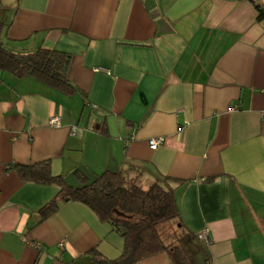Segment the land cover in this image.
I'll return each instance as SVG.
<instances>
[{
	"label": "crops",
	"instance_id": "obj_1",
	"mask_svg": "<svg viewBox=\"0 0 264 264\" xmlns=\"http://www.w3.org/2000/svg\"><path fill=\"white\" fill-rule=\"evenodd\" d=\"M0 18L10 49L69 53L77 88L0 73V264H87L92 249L124 250L82 202L42 220L60 186L12 166L44 160L71 185L77 173L129 168L143 187L178 179L187 246L208 229L210 264H264V17L252 0H0ZM205 259L198 247L193 264ZM138 264L175 262L165 251Z\"/></svg>",
	"mask_w": 264,
	"mask_h": 264
},
{
	"label": "trees",
	"instance_id": "obj_2",
	"mask_svg": "<svg viewBox=\"0 0 264 264\" xmlns=\"http://www.w3.org/2000/svg\"><path fill=\"white\" fill-rule=\"evenodd\" d=\"M252 1L262 19L264 5L257 0ZM8 26L0 18V73L10 71L20 78L31 75L62 91H76L69 79V53L44 46L16 52L5 43ZM12 167L23 180L60 186L58 194L41 208L42 220L55 213L62 202L78 201L92 208L123 238L124 250L118 258L109 259L92 249L87 253V264H138L165 251L171 254L175 264V259H179L181 264H193L198 247L206 253L204 264H210L207 245L198 240L200 244H196V250L192 251V247L180 239L176 245L167 244V238L161 231L164 223L181 219L175 186L178 179L167 176L143 187L138 181L139 171L129 168L104 170L93 179L77 173L80 185H71L63 175L53 174L50 160L29 165L14 164Z\"/></svg>",
	"mask_w": 264,
	"mask_h": 264
},
{
	"label": "rangeland",
	"instance_id": "obj_3",
	"mask_svg": "<svg viewBox=\"0 0 264 264\" xmlns=\"http://www.w3.org/2000/svg\"><path fill=\"white\" fill-rule=\"evenodd\" d=\"M258 2L262 3L264 5V0H257ZM140 183V182H139ZM176 220L170 221V222H166L163 225H161V231H163V235L165 238H167V244H171V245H176V241L178 240V238H181L183 243H186V241L188 240V236L185 234L184 237L181 236V233L178 232L177 233V229H176ZM196 247H192V251H195ZM204 253V252H203ZM176 260V264H181L179 259H175Z\"/></svg>",
	"mask_w": 264,
	"mask_h": 264
},
{
	"label": "built area",
	"instance_id": "obj_4",
	"mask_svg": "<svg viewBox=\"0 0 264 264\" xmlns=\"http://www.w3.org/2000/svg\"><path fill=\"white\" fill-rule=\"evenodd\" d=\"M51 126H58L60 125V117L59 116H53L50 120ZM164 141L163 137H156L151 138L149 140V145L151 148L156 149L158 146H160ZM197 239L204 243L205 245H209L211 243V238L208 229H205L197 234Z\"/></svg>",
	"mask_w": 264,
	"mask_h": 264
}]
</instances>
